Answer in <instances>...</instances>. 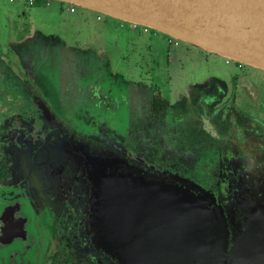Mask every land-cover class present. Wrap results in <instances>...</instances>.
Wrapping results in <instances>:
<instances>
[{
	"label": "flooded vegetation",
	"instance_id": "1",
	"mask_svg": "<svg viewBox=\"0 0 264 264\" xmlns=\"http://www.w3.org/2000/svg\"><path fill=\"white\" fill-rule=\"evenodd\" d=\"M3 11L0 192L8 193L0 194V230L7 227L9 209L14 216L13 203L37 201L51 235L71 239L67 246H47L42 264H132V256L139 255L147 262L145 251L156 254L149 264H178L158 253L157 230L154 236L153 230H103L100 236L99 228L85 230L81 225L90 212L104 218L108 212L130 216L129 185L141 176L146 183L150 179L176 187L189 182L195 195L196 189L203 190L206 208L217 201L228 214L227 229L243 230L244 211L264 209V69L90 10L95 21L106 17L118 29L124 27L128 51L121 53L118 43L105 42L115 39L98 33L92 20L83 22L81 38L80 29H67L69 39H55V49H50L29 10L9 4ZM153 33L165 40L160 57L153 47L159 43L150 38ZM144 34L148 41L141 45ZM97 36L102 42H96ZM181 42L186 46L180 51L175 47ZM131 51L133 63L127 58ZM112 57L128 68L121 83L112 76L117 70L113 61L110 74L102 72ZM99 153L123 155L125 164L141 171L134 176L114 162L104 167L108 177L101 181L109 185L95 194L102 205L94 208L88 205L93 188L85 177L86 168L95 167L92 156ZM69 155L81 161L68 160ZM85 155L90 162H82ZM164 169L175 178L165 179ZM156 187L150 190L155 202L140 210L150 216L163 210L158 204L163 189ZM12 222L16 225L11 230L23 229L19 220ZM6 238L8 242L0 233V243Z\"/></svg>",
	"mask_w": 264,
	"mask_h": 264
},
{
	"label": "water",
	"instance_id": "2",
	"mask_svg": "<svg viewBox=\"0 0 264 264\" xmlns=\"http://www.w3.org/2000/svg\"><path fill=\"white\" fill-rule=\"evenodd\" d=\"M56 1L143 26L204 51L222 55L250 67L264 69V0ZM92 157L96 164L95 167L86 168L85 178L91 181L93 188V199L88 205L97 208L102 204L94 200L95 194L100 188L102 189V186L109 185L101 181L108 177L104 167L109 168L108 164L114 160L111 155L105 153ZM69 159L74 162L81 161L73 155H69ZM82 162H90V157L85 155ZM98 166L102 169L98 170ZM131 172L134 176L138 173L132 170ZM175 176L164 169V178H175ZM138 179V182L133 181L131 185L128 184L132 196L130 216H126L122 211L108 219L90 212L81 223L83 229L99 228L100 236H103V230H153V236L154 230H157L155 234L161 239L159 240L161 249H157L158 253L163 254L164 261L174 260L178 264H264V209L245 210L243 216L245 228L242 230L238 228L239 226L232 225L237 230H229L231 232L229 233L226 216L221 212L218 204L212 201V207L206 208L205 201L200 197L195 198L180 190L176 192L167 189L165 184L167 182H164L163 188L158 184V187L163 189V198L158 201L159 206H163L162 213L150 216L141 212L143 208H139L138 205L155 202L151 201L150 196H154V192L150 190L157 185L149 181L146 183L144 177ZM103 204L108 205L106 202ZM121 204L125 205L124 195ZM24 215L28 218V214ZM20 226L23 227L22 222ZM160 230H162L161 234ZM22 231L0 230V233L8 236V242L13 241V237L10 238L12 235H19V243L23 240L25 253L21 252L18 264L20 261L21 264H34L31 262V256L26 253L30 245H37L38 240L30 236L26 239L22 238ZM207 235L209 243L202 249ZM43 236L45 243L52 240L48 239L45 233ZM229 243L233 245L227 248ZM34 251L38 249L35 248ZM35 260H43L42 253L37 254ZM135 260L132 256V264H136ZM153 262L156 264V260Z\"/></svg>",
	"mask_w": 264,
	"mask_h": 264
},
{
	"label": "rangeland",
	"instance_id": "3",
	"mask_svg": "<svg viewBox=\"0 0 264 264\" xmlns=\"http://www.w3.org/2000/svg\"><path fill=\"white\" fill-rule=\"evenodd\" d=\"M46 1H48V3L45 4V0H35V2L32 5H28L26 0H15V1L0 0V13L5 12L3 10L9 4L11 5L12 8L14 7L15 9H20V10L26 9V11L29 10V14L32 17V20L35 22L36 25H38L40 27L39 30L42 33L41 35L44 37L45 42L47 44L46 48L55 49L54 48L55 44L53 43L56 41L55 39L63 40L65 38V36L69 39V37H68L69 33L67 34V33H65V31L67 29H70V28L71 29H74V28L80 29L77 36H79L81 38L83 36V32H84V28L82 25L84 23L92 20L93 23L97 24V29H98L97 32L98 33H107L110 35V37H113L115 39V40H106L105 42H107L108 44H110L111 41H113V43H118V46L120 48L119 51H121V53H125V51H128L127 46L129 45L128 44L129 41H127V40H129V35H127L128 33H126L123 26H121L118 29V26L113 24V22L111 23L110 21H108V19L106 17L105 18L103 17L102 21H99V20L95 21V13L90 12L89 10L77 8L75 13L69 12L68 10H66L67 4L64 2H60V1H56V0H46ZM72 19L76 20L77 22L74 21L76 23L72 24L71 23L73 21ZM113 20H115V19H113ZM150 36H151L150 38L152 41L159 43V44L155 43L153 47L155 49H159L158 56L159 57L162 56V50L164 49V47H166V44L163 43L165 41L164 38L158 33H153ZM142 37L143 38H142L141 45L144 43H147V41H148L147 35L144 34V35H142ZM97 39H99L98 36H97ZM96 42L98 43V42H102V41H101V39H99ZM178 44H180V45L178 47H175V48H177V50H180L182 45L186 46V44H184L182 42L178 43ZM131 55H133L132 51L128 53L127 58H128L130 63H133L132 57H130ZM185 58H186V55H185ZM112 61L114 62L112 65L113 70L117 68V70L115 72H113L112 76H114V78L120 82V79H124L126 76H128V72H129L128 68H124L121 60L119 61L118 59L112 57L109 60V62H108L109 64L106 66L105 71L103 70L102 72L104 74L105 73L110 74V67H111ZM116 62H117V67H116ZM163 64L165 65L164 62H163ZM162 75H163V73H161V76ZM122 83L124 84V82H122ZM116 143H119V140H117ZM113 156H114V153H113ZM112 160H114L113 162L116 163L118 166H119V164L124 165L122 168L123 170H127V171L132 170L133 172L141 171L140 169H138L134 165L129 166L128 164H125L127 162H126L125 157L123 155L117 154L116 157L112 158ZM116 160L118 162H116ZM118 172H121V171L119 170ZM144 175H148V174L146 172H144ZM149 177L150 176L148 175V178ZM149 182L151 184L158 185V183H155L154 181H151L150 179H149ZM165 184H166L167 189H173L176 192H179V190H180L182 193L191 194L195 198H199V197L201 198L202 196H207L203 190L194 188L197 191V194L195 195V193H193L191 191V189H192L191 183H189V182L186 183V181L183 182V184H181V186H177V187L175 185H172L169 182L165 183ZM162 185H164V184H161L159 186L162 187ZM156 190H157V187L155 188V191ZM6 191H7V189L5 190V192L1 191L0 194H7L8 192H6ZM205 203L207 204L208 201L206 200ZM215 203L218 204L222 213L225 212L224 209L221 207L220 202L215 201ZM107 207H108V205H107ZM138 207L142 208V204L138 205ZM13 208H14V216H12V213H11L12 209L11 210L9 209V215H8L9 218H7V216L4 218L6 220L5 225H7V227H5L3 230H11L16 225V222L15 223L12 222V218H13L14 221L18 222V220H19V223L22 222V224H23V229H22L23 231L21 232V234L23 235L22 238L26 239L28 236H30L32 238L33 237L37 238V240H38L37 245H34V244L30 245V247H28L29 250L26 253V254L31 256V262L32 263H34V264H42L43 263V260H40L41 263H40V261H36L35 257L37 254L42 253V259H43L44 252H45L44 248L46 249L47 246L58 247V246H61L62 244L67 246V242L71 243V239H67L65 237H61L58 239V238H54L51 235V231L47 227V223H45V219H43L42 211H41L40 205L37 201L36 202L35 201H30V202L25 201V203L19 201V203H16V204L13 203ZM110 208H111V205H110ZM24 214H28V218H26ZM112 215H113V212H112V214H110V212H108V219H111ZM227 215L228 214L225 215L226 216L225 221H226V223L229 224V220L227 218ZM26 219H28V220H26ZM229 230H234V229L231 228V226L229 225L227 231L229 232ZM29 232L31 235L29 234ZM43 233L46 234V237H49L48 239H52V240L45 243V238L43 236ZM229 233H231V232H229ZM79 234L80 235L83 234V230H79ZM85 234L86 233H84V235ZM12 237L16 241H14V239H13L12 242H7V238H6L3 240V243H0V264H18V258L20 256L21 252L25 253V246L23 245V240L21 241V243H19V240H20L19 235H12L10 238H12ZM48 239H46V240H48ZM204 242H206V243H204L202 249L205 248V246H207V244L209 243L208 235H207V237H205ZM92 246H93L92 248H95L94 245H92ZM78 247L73 246L71 248H74L73 251L76 252L77 254H82V252H79L81 250V248L78 250ZM35 248H37L38 251H34ZM134 253L136 255V251H134ZM137 253L140 254L139 252H137ZM141 253H144V251H141ZM145 254L147 256L146 258H148L147 262L143 261L139 255L135 260L136 264H143V263L149 264L148 261L152 257H154V256L156 257V254L152 255L149 251H145ZM101 256H103L102 253H101ZM108 258L109 257H106V259H108ZM99 260L101 261L102 257H100ZM162 263H164V262H162ZM19 264H21V261ZM107 264H111V263L108 262Z\"/></svg>",
	"mask_w": 264,
	"mask_h": 264
},
{
	"label": "built area",
	"instance_id": "4",
	"mask_svg": "<svg viewBox=\"0 0 264 264\" xmlns=\"http://www.w3.org/2000/svg\"><path fill=\"white\" fill-rule=\"evenodd\" d=\"M27 3H32L33 0H26ZM73 6L72 4H67L66 10H68L69 12H71L73 10Z\"/></svg>",
	"mask_w": 264,
	"mask_h": 264
},
{
	"label": "trees",
	"instance_id": "5",
	"mask_svg": "<svg viewBox=\"0 0 264 264\" xmlns=\"http://www.w3.org/2000/svg\"><path fill=\"white\" fill-rule=\"evenodd\" d=\"M27 2V1H26Z\"/></svg>",
	"mask_w": 264,
	"mask_h": 264
}]
</instances>
